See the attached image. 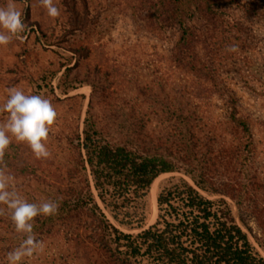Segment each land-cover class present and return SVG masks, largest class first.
<instances>
[{"label": "rangeland", "instance_id": "obj_1", "mask_svg": "<svg viewBox=\"0 0 264 264\" xmlns=\"http://www.w3.org/2000/svg\"><path fill=\"white\" fill-rule=\"evenodd\" d=\"M7 2L0 0V7ZM137 2L54 0L59 15L52 18L38 0H15L27 27L11 43L0 45V101L8 88L17 87L50 99L57 118L45 141L51 152L46 159H37L26 143L16 142L9 133L12 143L0 168L12 177L10 190L30 203L62 196L69 184L77 135L82 136L86 119L107 139L121 143L127 125L137 122L139 143L150 148L148 154L171 158L183 154L178 145L183 132L192 136L199 155L208 156L210 175L223 194L199 191L210 199L226 200L236 222L264 257V0L222 5L215 28L197 13L187 23L195 26L194 32L202 30L201 36L210 44L208 63L234 92L252 144L229 122L225 95L178 65L175 52L184 37L181 27L147 22ZM230 45L236 51H227ZM175 114L189 117V123H176ZM6 115L0 114V122ZM174 176L195 186L182 171L160 174L150 187L140 228L119 224L96 199L110 222L124 233L136 234L156 222L157 194ZM152 189L156 192L154 219ZM92 230V225L76 221L33 228L43 251L25 257L22 264H110L93 250L97 241L85 238ZM23 238L7 212L0 215V264H7V253Z\"/></svg>", "mask_w": 264, "mask_h": 264}, {"label": "trees", "instance_id": "obj_2", "mask_svg": "<svg viewBox=\"0 0 264 264\" xmlns=\"http://www.w3.org/2000/svg\"><path fill=\"white\" fill-rule=\"evenodd\" d=\"M234 1L138 0L137 7L145 10L147 22L156 20L161 26L181 27L184 37L175 52L178 65L225 95L229 122L252 144L248 122L239 115L234 92L218 79L214 65L208 63L210 44L201 36L202 30L194 32L195 26L187 24L197 13L215 28L217 9ZM189 121V117L175 114L176 123L187 125ZM84 124L82 136L77 135L68 187L56 200L58 212L39 215L33 228L42 229L59 221L82 222L87 227L90 224L93 230L85 238L97 241L93 250L110 264H264V257L236 222L226 200L210 199L199 191L223 194L210 175L208 156L199 155L192 136L181 133L178 145L183 154L171 158L148 154L150 148L139 143L137 122L127 125L124 143L107 139L89 119ZM186 132L191 133L187 126ZM172 171L188 174L195 186L182 177L170 178L157 194L156 222L136 234L117 228L97 202L96 197L119 224L140 228L145 222L152 183L160 174Z\"/></svg>", "mask_w": 264, "mask_h": 264}, {"label": "clouds", "instance_id": "obj_3", "mask_svg": "<svg viewBox=\"0 0 264 264\" xmlns=\"http://www.w3.org/2000/svg\"><path fill=\"white\" fill-rule=\"evenodd\" d=\"M39 5L46 9L48 16L55 18L59 9L54 0H38ZM27 25L22 19V10L18 9L15 0H8L6 6L0 7V45H8L19 34L26 30ZM236 51L235 45L226 49ZM6 118L0 122V161L6 149L12 143H26L37 159L49 158L47 149L50 128L57 118V111L50 99L42 95L25 93L17 87L7 89V96L0 101V114ZM12 177L0 168V215H7L17 233L24 238L18 247L6 255L7 264H22L25 257H31L37 251H43L42 244L33 232V221L38 215L52 216L58 212L59 204L55 200L46 199L39 203H30L17 192L10 190Z\"/></svg>", "mask_w": 264, "mask_h": 264}, {"label": "bare ground", "instance_id": "obj_4", "mask_svg": "<svg viewBox=\"0 0 264 264\" xmlns=\"http://www.w3.org/2000/svg\"><path fill=\"white\" fill-rule=\"evenodd\" d=\"M151 195H152V202H153V213H154L153 219H154L156 216V192L154 189H152Z\"/></svg>", "mask_w": 264, "mask_h": 264}]
</instances>
